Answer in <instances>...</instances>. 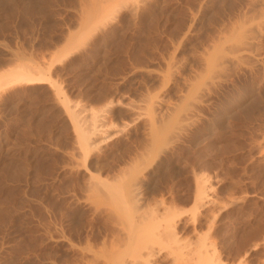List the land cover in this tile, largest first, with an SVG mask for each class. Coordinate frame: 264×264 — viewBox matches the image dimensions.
<instances>
[{"label": "rangeland", "instance_id": "obj_1", "mask_svg": "<svg viewBox=\"0 0 264 264\" xmlns=\"http://www.w3.org/2000/svg\"><path fill=\"white\" fill-rule=\"evenodd\" d=\"M21 71L0 264H264V0H1Z\"/></svg>", "mask_w": 264, "mask_h": 264}, {"label": "bare ground", "instance_id": "obj_2", "mask_svg": "<svg viewBox=\"0 0 264 264\" xmlns=\"http://www.w3.org/2000/svg\"><path fill=\"white\" fill-rule=\"evenodd\" d=\"M1 1V0H0ZM128 1V0H127ZM97 4V3H96ZM98 5V4H97ZM95 6V5H94ZM95 9H98V8H96L95 7ZM100 10H101V8L99 7V12H100ZM93 11V10H92ZM94 12V11H93ZM90 14V13H89ZM97 14V13H96ZM100 14V13H99ZM91 15V17H92V13L90 14ZM101 16H105V15H103L102 13L100 14V17ZM88 17V16H87ZM99 18V17H98ZM102 18V17H101ZM97 19V18H96ZM88 20H90V19H88ZM87 20V21H88ZM98 21H100V20H98ZM86 25H88V24H86ZM89 27V26H88ZM87 29V28H86ZM43 80H45V78L44 77H34L32 74H30V73H26V72H16V73H13V74H9V75H6V76H4V77H1V79H0V88L1 87H3V86H6L7 84H10V83H14V82H17V83H21V82H41V81H43ZM16 84V83H15ZM13 85V84H12ZM70 115H71V118H72V120L74 121L73 123L75 124V127H76V129H77V136L79 135V141L81 142L80 144L82 145V147H85V143H88V142H86V140H87V136H86V134L85 133H87V132H84V130H82V128H81V125L79 124V121H80V119H79V121L77 120V118H76V114H74V113H72L71 111H70ZM98 121V120H97ZM96 121V122H97ZM99 122V121H98ZM95 123V122H94ZM99 124V123H98ZM97 124V125H98ZM99 126H101V125H99ZM94 127V126H93ZM97 128V129H96ZM100 128V127H99ZM102 128V127H101ZM94 129V128H93ZM95 129L96 130H98V127H96L95 126ZM101 130V129H100ZM103 130V129H102ZM105 130V129H104ZM92 131V130H91ZM90 131V132H91ZM101 132V131H100ZM103 132V131H102ZM101 132V133H102ZM92 133V132H91ZM94 133H96V132H94ZM98 133V132H97ZM95 135V134H94ZM91 136V135H90ZM87 146H89V145H87ZM81 147V146H80ZM81 147V148H82ZM83 150V149H82ZM137 172V171H136ZM135 172V173H136ZM138 173V172H137ZM134 174V173H133ZM100 177V176H99ZM135 177V176H134ZM103 178V177H102ZM134 178L132 177V180H133ZM136 180V179H135ZM104 181H105V179H104ZM101 184V183H100ZM103 184V183H102ZM115 187V186H114ZM118 187V186H117ZM201 188V187H200ZM203 189V188H202ZM202 189H200V190H202ZM204 190V189H203ZM199 191V192H204V191ZM198 192V195H202L201 193H199ZM115 195L116 194H113L112 195V197L116 200L118 197L116 196V198H115ZM132 195V194H131ZM130 196V195H129ZM121 197H123V196H121ZM125 198V197H124ZM120 199V198H119ZM118 200V199H117ZM132 200V199H131ZM120 201V200H119ZM129 201V200H128ZM117 202V201H116ZM130 202V201H129ZM133 204V203H132ZM135 206V205H134ZM117 207V206H116ZM123 207V206H122ZM125 207H126V205H125ZM124 207V208H125ZM130 207V206H129ZM127 208V207H126ZM128 209V208H127ZM131 211V210H130ZM133 211V210H132ZM127 212V211H126ZM128 213V212H127ZM130 214H131V212H129ZM132 215V214H131ZM128 219V218H127ZM152 222V221H151ZM144 223V222H143ZM142 223V224H143ZM146 223V222H145ZM130 224V223H129ZM148 224V223H147ZM134 224H132V226H133ZM144 225V224H143ZM149 225V224H148ZM150 226V225H149ZM139 227V226H138ZM141 227H144V226H142L141 225ZM141 227H140V229H141ZM134 228V227H133ZM145 228H147V227H145ZM150 228V227H149ZM136 229H137V226H136ZM142 229H144V228H142ZM148 229V228H147ZM137 230H139V229H137ZM153 230V229H152ZM141 231V230H140ZM135 232H136V230H135ZM147 232V231H146ZM150 232V231H149ZM154 232H155V230H154ZM130 233H131V231H130ZM132 233H133V229H132ZM138 233H140L139 231H138ZM144 233V232H143ZM151 233V232H150ZM134 234H136V233H134ZM156 234V233H155ZM139 235V234H138ZM140 235H142V234H140ZM145 235V234H144ZM132 237V236H131ZM134 238H136L135 236H133ZM152 237V236H151ZM155 237V235H153V238ZM138 238V237H137ZM146 239V238H145ZM144 239V242L145 241H147V242H149V239L147 240H145ZM140 240H141V237H140ZM140 240H139V242H140ZM135 241V240H134ZM133 241V242H134ZM131 242H132V240H131ZM138 242V243H139ZM144 242H142V243H144ZM135 243V242H134ZM142 243H141V245H139V244H137V245H139V246H142ZM145 244H146V242H145ZM130 245V244H129ZM144 245V244H143ZM130 246H132V244L130 245ZM133 246H134V244H133ZM138 247V246H137ZM143 247V246H142ZM142 247H141V249H142ZM129 248V247H128ZM127 248V251L128 250H130V249H128ZM139 248V247H138ZM132 249V248H131ZM134 249V248H133ZM137 249V248H136ZM140 249V248H139ZM138 249V250H139ZM151 249V248H150ZM125 250V249H124ZM137 250V251H138ZM143 251V250H142ZM150 251V250H149ZM152 251V250H151ZM129 252H132L131 250L129 251ZM141 251H139L138 253H140ZM120 253H122V252H120ZM127 254H128V252H126ZM125 253H123L122 255H124ZM134 254V253H133ZM142 254V253H141ZM130 255H131V253H130ZM136 255H137V253H136ZM139 256V255H138ZM141 256V255H140ZM119 257H121V255L119 256ZM137 257V256H136ZM145 258V257H144ZM117 259H119V258H117ZM122 259V257L119 259V260H121ZM125 259V257L123 256V259H122V261ZM138 259V258H137ZM139 259H141V258H139ZM139 259H138V261H139ZM205 259V258H204ZM135 260V259H134ZM133 260V261H134ZM144 260V259H143ZM143 260H141V261H143ZM145 260H146V258H145ZM147 260H149V259H147ZM203 260V259H202ZM207 260V259H206ZM131 261V260H130ZM129 261V262H130ZM204 261V260H203ZM202 261V262H203ZM121 262V261H120ZM119 262V263H120ZM126 262V261H125ZM137 262V261H136ZM149 262V261H148ZM219 262V261H218ZM117 263V262H116ZM118 263V264H119ZM132 263V262H131ZM139 263V262H138ZM144 263V262H143ZM205 263H206V261H205ZM208 263H210V262H208ZM216 263V262H215ZM120 264H124V262H121ZM130 264V263H129ZM133 264V263H132ZM204 264V263H203ZM207 264V263H206Z\"/></svg>", "mask_w": 264, "mask_h": 264}]
</instances>
